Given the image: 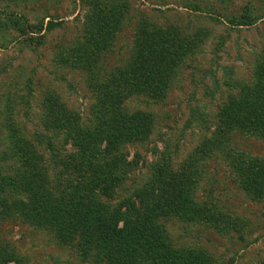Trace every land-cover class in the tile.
<instances>
[{
  "label": "rangeland",
  "instance_id": "1",
  "mask_svg": "<svg viewBox=\"0 0 264 264\" xmlns=\"http://www.w3.org/2000/svg\"><path fill=\"white\" fill-rule=\"evenodd\" d=\"M107 1L0 0V264H102L96 255L107 243L103 233L61 239L28 222L21 211L29 196L20 143H31L32 158L46 162L52 182L63 189L56 177L66 185L70 173L60 159L73 147L63 129L53 131L44 119L53 112L51 105L58 109L59 104L78 113L83 127H92L93 84L129 66L143 22L198 33V45L163 93H133L125 101L129 113L142 111L152 124L146 139L122 146L119 186L113 195L103 193L101 201L110 211L125 209V202H138L137 188L158 169H186L182 201L198 212L158 215L157 232L167 247L206 255V264H264V184L259 182L264 131L228 124L222 113L257 82L264 58V0H109L108 7L122 9V19L110 46L89 69L81 54L90 48L87 17ZM244 15L252 24L237 25ZM245 166L256 167V176L247 177ZM205 210L212 219L201 217Z\"/></svg>",
  "mask_w": 264,
  "mask_h": 264
},
{
  "label": "trees",
  "instance_id": "2",
  "mask_svg": "<svg viewBox=\"0 0 264 264\" xmlns=\"http://www.w3.org/2000/svg\"><path fill=\"white\" fill-rule=\"evenodd\" d=\"M108 4L109 0L97 5L87 17L90 48L81 54L89 69H94L98 57L110 46L122 19V9L110 8ZM246 17H240L237 25L252 24ZM15 18L14 15L10 22ZM141 24L129 66L120 69L115 78L93 84L97 100L92 107V127H83L78 113L59 104L58 109L52 104L50 109L54 113L49 112L44 119L53 131L61 133L59 130L63 129L73 147L66 159H60L70 173L66 185L56 177L63 189L52 182L48 164L40 157L32 158L31 143L19 142L26 154L22 156L27 166L23 185L29 196L21 211L28 222L53 230L61 239H70L77 232L86 239L103 233L107 243L96 255L102 264H165L179 259L180 264H206V255L174 253L157 232L156 219L165 211L171 210L179 217H193L198 212L191 203L182 201L180 188L186 169L179 167L175 172L158 169L149 183L137 188L138 202H125V209L110 211V205L101 201L103 193L113 195L119 186L121 177L116 171L123 157L125 163L126 156L122 146L146 139L152 124L151 117L142 111L129 113L125 101L133 93H163L179 66L198 45V33L186 35L174 27L163 28L152 22ZM222 113L228 124L264 131V58L254 87L244 91L238 100L229 102ZM48 144L52 149L51 141ZM255 168L245 166L243 173L247 177L256 176L252 173ZM259 176V182L264 184V177ZM9 186L16 189L14 182ZM209 212L205 210L199 215L209 219Z\"/></svg>",
  "mask_w": 264,
  "mask_h": 264
}]
</instances>
